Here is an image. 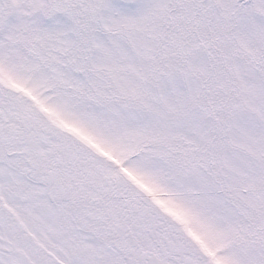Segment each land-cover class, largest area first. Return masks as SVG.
<instances>
[{
    "label": "snow or ice",
    "instance_id": "snow-or-ice-1",
    "mask_svg": "<svg viewBox=\"0 0 264 264\" xmlns=\"http://www.w3.org/2000/svg\"><path fill=\"white\" fill-rule=\"evenodd\" d=\"M0 264H264V0H0Z\"/></svg>",
    "mask_w": 264,
    "mask_h": 264
}]
</instances>
